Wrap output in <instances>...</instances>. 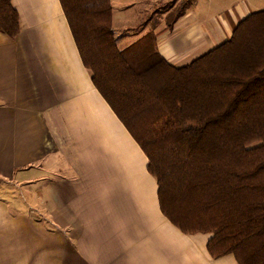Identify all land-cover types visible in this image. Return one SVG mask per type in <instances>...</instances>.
I'll list each match as a JSON object with an SVG mask.
<instances>
[{
	"label": "crops",
	"instance_id": "0c3cea01",
	"mask_svg": "<svg viewBox=\"0 0 264 264\" xmlns=\"http://www.w3.org/2000/svg\"><path fill=\"white\" fill-rule=\"evenodd\" d=\"M11 1L19 32L0 31V182L12 197L0 194V264H239L210 255L211 233L163 215L147 157L94 86L60 1ZM262 5L211 18L188 7L153 28L158 52L184 65Z\"/></svg>",
	"mask_w": 264,
	"mask_h": 264
},
{
	"label": "trees",
	"instance_id": "16d2710c",
	"mask_svg": "<svg viewBox=\"0 0 264 264\" xmlns=\"http://www.w3.org/2000/svg\"><path fill=\"white\" fill-rule=\"evenodd\" d=\"M59 1L94 86L147 157L163 215L211 233L212 257L264 264V10L175 66L155 43L118 47L111 0ZM0 31L19 32L11 0H0Z\"/></svg>",
	"mask_w": 264,
	"mask_h": 264
},
{
	"label": "rangeland",
	"instance_id": "374dc122",
	"mask_svg": "<svg viewBox=\"0 0 264 264\" xmlns=\"http://www.w3.org/2000/svg\"><path fill=\"white\" fill-rule=\"evenodd\" d=\"M200 3L197 4V2ZM243 0H112L114 31L119 39L125 35L127 46L119 43L121 49L142 39L147 46L156 44V35L153 28L160 22L171 25L179 18L188 7L194 10L197 15L203 17L206 13L209 18L224 15L225 11ZM264 6V5H262ZM264 8V7H262ZM139 41V42H142ZM156 49L157 45H156ZM0 194L8 201L12 197L7 195L6 184L0 182Z\"/></svg>",
	"mask_w": 264,
	"mask_h": 264
}]
</instances>
